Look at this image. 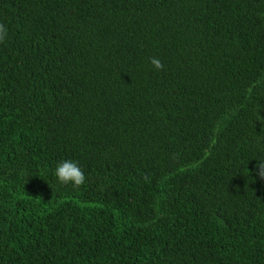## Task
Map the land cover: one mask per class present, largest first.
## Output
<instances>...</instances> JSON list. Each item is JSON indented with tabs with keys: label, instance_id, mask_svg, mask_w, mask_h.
<instances>
[{
	"label": "trees",
	"instance_id": "obj_1",
	"mask_svg": "<svg viewBox=\"0 0 264 264\" xmlns=\"http://www.w3.org/2000/svg\"><path fill=\"white\" fill-rule=\"evenodd\" d=\"M0 24V264H264V0H0Z\"/></svg>",
	"mask_w": 264,
	"mask_h": 264
},
{
	"label": "clouds",
	"instance_id": "obj_2",
	"mask_svg": "<svg viewBox=\"0 0 264 264\" xmlns=\"http://www.w3.org/2000/svg\"><path fill=\"white\" fill-rule=\"evenodd\" d=\"M7 34V28L3 24H0V43L5 41ZM150 63L157 71L164 68L163 62L158 57H151ZM257 168V175L261 179H264V161L259 162ZM54 175L60 184H71L74 188H79L86 181V176L78 162L71 160L60 162L55 169Z\"/></svg>",
	"mask_w": 264,
	"mask_h": 264
}]
</instances>
